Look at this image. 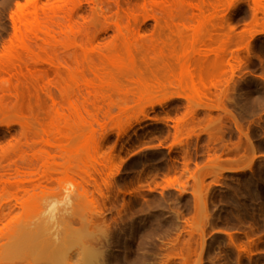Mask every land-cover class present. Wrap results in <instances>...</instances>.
Returning <instances> with one entry per match:
<instances>
[{
    "label": "rangeland",
    "instance_id": "obj_1",
    "mask_svg": "<svg viewBox=\"0 0 264 264\" xmlns=\"http://www.w3.org/2000/svg\"><path fill=\"white\" fill-rule=\"evenodd\" d=\"M28 1L0 0L2 61L12 45L20 53L15 22L19 6H34ZM217 1L79 0L74 35L56 34L45 52L33 40L25 64L6 62L0 264L31 263L29 245L17 244L51 203L61 231L70 223L107 228L118 261L130 241L131 264H264V9L230 0L195 42L183 26L197 25L192 4L208 15ZM200 49L212 50L204 63ZM186 61L204 80L199 93L182 71ZM90 172L107 179L102 194L87 182Z\"/></svg>",
    "mask_w": 264,
    "mask_h": 264
},
{
    "label": "bare ground",
    "instance_id": "obj_2",
    "mask_svg": "<svg viewBox=\"0 0 264 264\" xmlns=\"http://www.w3.org/2000/svg\"><path fill=\"white\" fill-rule=\"evenodd\" d=\"M145 1L146 4L149 3L150 6L157 5L160 3V1L162 2V0H149V1L145 0ZM30 2L34 3V6L31 9L24 8V6H19L18 8L19 14L17 15V20L15 22L14 43L15 45L17 43L16 47H19V49H21L22 52L17 48L18 49V50L16 49L17 52L19 51L20 53L18 55L15 54L16 52L13 54L14 49L12 50V48L14 47V45H12L10 48L5 49L4 50L5 52L3 51L4 54L2 53V58L4 56L5 59L4 61L0 60V72L6 70L7 68L6 62L7 61L9 62L13 57L14 58L16 57L17 61L19 60L20 62L25 64V62H23L22 57L25 54L24 58H27L28 55L26 54H28L31 50L29 46L30 45L29 43H31V41L33 42V40L35 41L39 40L38 42L40 43L42 41V43L40 44L41 46L39 48L43 50L42 52H45L47 50V46H49V43L47 42L49 41L50 38H55L54 36L56 34L62 36L75 34L74 16L79 7V0H66V2L65 0L64 2L62 0H55L53 3L47 5L41 4L40 0H29L27 3ZM164 2H166V0H164ZM228 2L230 3V0H221L220 2H218L219 4H217L218 6L212 8L213 12L208 15L206 14L207 10L205 7L204 8L206 11L204 10L205 11L204 12L203 9L200 8L199 4H192L193 10L199 12L198 16L196 15L197 25L195 27L194 26L186 27L183 24V26L186 30L191 29L194 32V36L196 37L195 42L197 41V36L201 31V28L204 25L210 23L213 18L215 19L216 15L219 14L218 11L220 8L224 9L225 6L228 7L227 6V4H229ZM254 3L257 9H264V0H254ZM226 7L225 9H227ZM96 8L98 9V7ZM118 14L116 15L119 16V18L115 15V20L113 22H115L114 25L116 26V29H118L117 31L121 33L122 32L121 20L123 18L121 14L120 15ZM128 14L129 13L127 12V15ZM127 15L123 17H125L126 19L128 17ZM129 15H130L129 18L131 19L132 23L137 21L138 18L136 19L137 16L135 14L132 15L129 14ZM105 17L107 16H104V18ZM110 18L112 19V17ZM110 18L108 17L107 19H109L110 21ZM44 19L47 20L48 22V24L45 26L43 25ZM60 19H62V21H60ZM152 19L158 23V19L156 17H152ZM144 20L145 19H143V21ZM45 44L48 45L46 46ZM211 52H212L211 49H207V50L200 49L197 52V54L202 57L201 62L204 63L206 59L209 57ZM32 53L33 52L31 50V53L29 55H31ZM234 55L235 56L231 55V59L228 60L227 62V65L232 73L234 72L236 67V62H237L236 60H238L239 58L237 53ZM186 56H188V52L184 51L182 57L185 58ZM187 61H186L187 65H185L184 70L182 71L188 74L191 88L197 93H199V87L197 81H199V83L205 88L206 86L204 80L202 78L196 77L195 72L192 70L193 65ZM20 62H18V64L20 65L19 66L17 65L19 69L22 68L21 67L22 63ZM19 71H21V69ZM43 132L49 138L50 129L43 130ZM46 145L53 146L54 144L51 143V141L48 139L46 141ZM56 147L60 148L61 144H56ZM46 164L48 165V161L44 162V165ZM96 172H98V170H96ZM47 179H49V177ZM23 182H24L23 180L18 181L17 187L20 188L22 191H25L26 188L23 185ZM87 182L92 183L96 188L95 190H98V192L102 194L100 186L101 183L106 184L107 179L101 177V183H100L97 181L95 174L90 172L87 174ZM69 203L70 200L67 198L65 205L68 206ZM59 212L60 211L57 203L49 204L47 210L44 212V218L40 221V223L35 225L34 229L26 238L19 241V243L17 244L18 247L29 245V250H28L29 253L27 255V257L31 259V263L29 264H131L129 258V253L131 250L130 241H125V243L123 244L121 248L123 250V253L122 256H120L121 257L120 261H118L116 257L114 259V256L110 258L109 250L111 248L110 245L111 243L109 242V237H108L109 231L107 228L100 225L93 227L86 225L83 226L81 231H76L71 228V223H70L64 228V230L61 231L55 223ZM64 214H67L66 210L64 211ZM225 234L228 237L229 244L232 247H234L235 250H237L239 253L242 252V246L234 241L233 236L229 233H225ZM249 244L250 246H259L261 245V241L250 240ZM252 254L254 253L250 252L248 255H252ZM183 264H186V262H184Z\"/></svg>",
    "mask_w": 264,
    "mask_h": 264
}]
</instances>
